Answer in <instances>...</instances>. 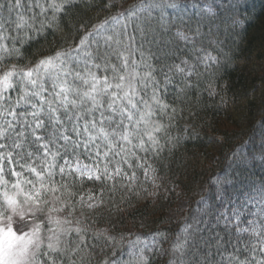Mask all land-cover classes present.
Returning <instances> with one entry per match:
<instances>
[{
  "label": "snow or ice",
  "instance_id": "obj_1",
  "mask_svg": "<svg viewBox=\"0 0 264 264\" xmlns=\"http://www.w3.org/2000/svg\"><path fill=\"white\" fill-rule=\"evenodd\" d=\"M81 3L0 0V264H86L85 257L90 264L97 249L104 253L99 264H152L156 237L163 234L141 241L117 230L111 221L113 212L119 213L115 193L158 179L156 163L187 138L171 134L185 111L177 105L188 103V92L199 87V65L208 70L218 63L208 52L195 63L183 59L158 69L151 49L137 44V33L150 46L170 42L164 38L183 18L167 17L164 8L177 7L179 0H141L135 10L90 29L87 22L79 28L69 22ZM102 7L115 4L107 0ZM153 12H159L158 19ZM79 31L84 34L69 47L50 48L34 62L19 63L25 47L39 38L51 33L66 42ZM175 36L192 39L181 30ZM170 86L177 92L171 100ZM209 87L208 94L215 95V86ZM189 127L184 132L190 136ZM232 158L239 176L256 153L235 152ZM259 158L264 163V144ZM225 182L214 179V200L200 201L203 219L197 218L195 227L185 223L172 243L170 251L180 254L181 264L189 245L197 247V234L205 249L198 264H264V178L246 177L228 194ZM86 184L92 186L85 189ZM105 217L109 227H95Z\"/></svg>",
  "mask_w": 264,
  "mask_h": 264
},
{
  "label": "trees",
  "instance_id": "obj_2",
  "mask_svg": "<svg viewBox=\"0 0 264 264\" xmlns=\"http://www.w3.org/2000/svg\"><path fill=\"white\" fill-rule=\"evenodd\" d=\"M77 2L80 3V0ZM103 2L107 0H84L79 8L72 9L69 22L75 21L77 28L80 23L87 22L90 29L93 24H99L118 12L135 10L141 0H113L115 7L109 9H103ZM88 4L94 6L87 8ZM208 8L212 9V14L207 12ZM200 11L205 16L199 15ZM164 14L174 20L183 18V23L177 21L164 38V41L170 42L150 46L136 34L137 44L144 43L145 51L151 49L152 63L158 69L161 65L180 63L183 59L195 63L198 56L202 57L208 52L217 57L218 63L208 70L203 64L199 65L197 71L202 74L199 87L188 92L185 97L188 103L177 105L185 111L183 118L173 124L171 134L187 138L180 139L172 155L165 151L163 158L156 163L158 179L154 183H142L132 191L115 193L119 213L114 211L111 221L117 230L130 231L131 239L137 236H151L153 239L154 233L163 234L156 237L158 250L152 255V264H169V261L181 264L180 254L173 255L171 245L185 223L195 227L197 218L194 219V212L203 207L201 198L210 202L214 200V179L226 181L223 189L228 194L246 177L255 181L264 178V163L259 158L264 139V0H179L174 11L164 8ZM152 15L158 19L159 12ZM237 18L242 23L234 24ZM177 30L184 31L192 39L180 40L175 36ZM132 31L130 28L129 33ZM83 34V31H79L75 34V40L70 37L65 42L61 37L49 33L46 40L39 38L26 46L25 59L19 63L34 62L47 54L50 48H67L78 42ZM136 58L139 59L138 53ZM213 72L215 76L209 74ZM157 75L163 81V77L159 73ZM174 79L178 87L183 85L179 76ZM191 82L196 84L197 76L194 75ZM210 83L216 88V94L211 96L208 94L212 90ZM175 95L176 87L170 86L168 99ZM164 123H168L167 117ZM186 125L190 126V136L184 132ZM235 152L245 155L256 153V159L252 162L254 166L250 163L247 171L239 176L232 158ZM91 186L86 184L84 187L87 189ZM181 195L188 196L190 206L178 224L168 221L170 219L166 214ZM75 215L80 216L79 209ZM95 227H109L108 218L98 221ZM217 231L222 233V229ZM203 235L207 237L208 233ZM243 238L247 239V234ZM199 240L200 235L197 234V247L189 245L183 257L185 264H198L199 254L205 251L199 247ZM210 243L215 245V240ZM103 258L104 253L97 249L90 264H99ZM123 258L125 261L128 259L126 250ZM88 259L85 257L86 264Z\"/></svg>",
  "mask_w": 264,
  "mask_h": 264
},
{
  "label": "rangeland",
  "instance_id": "obj_3",
  "mask_svg": "<svg viewBox=\"0 0 264 264\" xmlns=\"http://www.w3.org/2000/svg\"><path fill=\"white\" fill-rule=\"evenodd\" d=\"M169 9L171 11H174V8H169ZM201 13H202V11H200L199 15ZM201 15H204V14H201ZM263 142H264V139H263L261 144H263ZM258 161H260V160H258ZM149 194L150 193H148V195ZM188 199L189 198L187 195H185V197H184V195H181V197L176 200L175 204L171 205V207L168 209L167 214H166V217L170 219L168 221H171L173 223L177 222L178 224L182 221L184 216H186L185 213L188 211L189 206H190ZM199 209H197L194 212V219L200 218ZM149 239H152L151 236H149V238H140L141 241H148Z\"/></svg>",
  "mask_w": 264,
  "mask_h": 264
}]
</instances>
